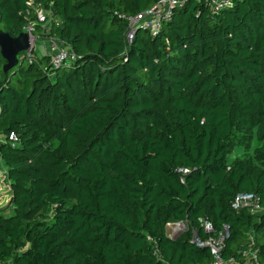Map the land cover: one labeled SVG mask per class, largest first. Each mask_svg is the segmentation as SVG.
I'll return each mask as SVG.
<instances>
[{
	"label": "trees",
	"instance_id": "obj_1",
	"mask_svg": "<svg viewBox=\"0 0 264 264\" xmlns=\"http://www.w3.org/2000/svg\"><path fill=\"white\" fill-rule=\"evenodd\" d=\"M156 1L0 0L1 29L17 35L39 4L75 54L53 68L23 50L5 71L0 53V264H207L191 231L223 224L225 257L252 237L264 264V0H185L129 41L121 14ZM239 191L263 208H233Z\"/></svg>",
	"mask_w": 264,
	"mask_h": 264
},
{
	"label": "built area",
	"instance_id": "obj_2",
	"mask_svg": "<svg viewBox=\"0 0 264 264\" xmlns=\"http://www.w3.org/2000/svg\"><path fill=\"white\" fill-rule=\"evenodd\" d=\"M185 0H157L155 3L149 7L140 10L135 13H122L121 16L127 22V31L126 36L129 41L132 40L136 30L138 28H144L152 35H156L162 29V24L165 20L169 19L173 8L175 6L182 5ZM206 2L211 9V12L219 11L220 9L230 6L233 4V0H203ZM29 5L33 4V0H28ZM51 11L49 8H45L36 5L35 9V19L33 22L27 23L22 30L27 31L31 37L34 39L37 37V34L34 32V24L40 23L43 25V33L46 35V38L49 42V54L50 61L53 68H59L64 65H69L71 61L75 58L73 51L69 50L67 47L62 46L59 41L51 34H49V28H46V23L51 16ZM31 39V42L34 40ZM28 52V50H27ZM26 56L30 57L27 53ZM54 73V72H52ZM51 73V74H52ZM9 139L12 142H16L18 139L17 135L14 132L9 134ZM231 205L233 208L246 207L250 211H259L263 208L259 201V196L250 191H239L237 192L232 201ZM200 225L203 231L207 234L213 232L214 228L211 221L207 217H200ZM167 224H171L172 231L169 234L172 237L175 232H181L186 228L184 221H169ZM227 236V225L223 224L222 230L218 232L217 235H207L206 237H201L196 229H192L190 240L198 246H208L212 254V260L207 264H261L258 258L257 250L253 246L252 237H250L249 244L244 247L241 251L243 258L235 259L233 257H225L223 255V249L225 245V238Z\"/></svg>",
	"mask_w": 264,
	"mask_h": 264
},
{
	"label": "rangeland",
	"instance_id": "obj_3",
	"mask_svg": "<svg viewBox=\"0 0 264 264\" xmlns=\"http://www.w3.org/2000/svg\"><path fill=\"white\" fill-rule=\"evenodd\" d=\"M57 21H58L57 18L51 14V16H49V20L46 23H44V25H46V28H49V27H51V25H53ZM41 37H45L46 38V35L44 33L40 34V35L37 34V37L31 42L32 49H28V52L26 51V53L30 57L40 56V55L44 54L43 52L45 50L46 51L48 50V53H49V49L47 47H46V49L42 48L43 47L42 40H44V39H42ZM257 144H258V140L256 138H254V140L252 142V145H251V148H250L249 151H251L252 147L256 146ZM245 152H246V150L244 149V147L241 146V145H238L230 152L228 159L230 160V159H232L235 156L243 155V153H245ZM0 174H1L0 177L2 178L3 169H2L1 161H0ZM9 198H10V193L8 192L7 184H6L5 180H2L1 183H0V207H5V212L7 214L12 212L11 207L9 205H7L8 201H9ZM171 222H172V220H171ZM166 230H167V232L169 234H171V231H172L171 224H167ZM180 232H181V230L179 232H175L174 235H177Z\"/></svg>",
	"mask_w": 264,
	"mask_h": 264
},
{
	"label": "water",
	"instance_id": "obj_4",
	"mask_svg": "<svg viewBox=\"0 0 264 264\" xmlns=\"http://www.w3.org/2000/svg\"><path fill=\"white\" fill-rule=\"evenodd\" d=\"M31 39H34V37H31L27 31L21 30L13 36L0 28V53L5 59L3 64L5 71L21 61L19 54L31 47Z\"/></svg>",
	"mask_w": 264,
	"mask_h": 264
},
{
	"label": "crops",
	"instance_id": "obj_5",
	"mask_svg": "<svg viewBox=\"0 0 264 264\" xmlns=\"http://www.w3.org/2000/svg\"><path fill=\"white\" fill-rule=\"evenodd\" d=\"M42 39H44V40H42V45H43V47L42 48H44V49H46V47L49 49V42H48V40H47V38H45V37H41ZM43 53H48V50L46 51H44Z\"/></svg>",
	"mask_w": 264,
	"mask_h": 264
},
{
	"label": "bare ground",
	"instance_id": "obj_6",
	"mask_svg": "<svg viewBox=\"0 0 264 264\" xmlns=\"http://www.w3.org/2000/svg\"><path fill=\"white\" fill-rule=\"evenodd\" d=\"M41 25H42V24H41ZM42 26H43V25H42ZM57 40H58V39H57ZM58 41H59V40H58ZM29 49H32V46H31ZM27 50H28V49H27ZM27 50H26V51H27Z\"/></svg>",
	"mask_w": 264,
	"mask_h": 264
}]
</instances>
